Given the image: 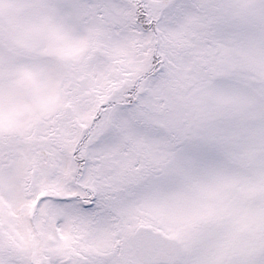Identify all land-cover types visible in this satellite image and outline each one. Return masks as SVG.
Listing matches in <instances>:
<instances>
[{
	"label": "snow or ice",
	"instance_id": "6c2138e0",
	"mask_svg": "<svg viewBox=\"0 0 264 264\" xmlns=\"http://www.w3.org/2000/svg\"><path fill=\"white\" fill-rule=\"evenodd\" d=\"M0 264H264V0H0Z\"/></svg>",
	"mask_w": 264,
	"mask_h": 264
}]
</instances>
